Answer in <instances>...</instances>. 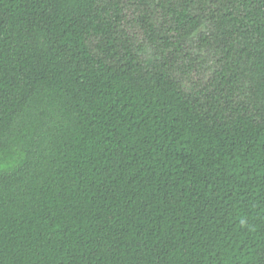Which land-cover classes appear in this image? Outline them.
<instances>
[{
	"label": "trees",
	"instance_id": "1",
	"mask_svg": "<svg viewBox=\"0 0 264 264\" xmlns=\"http://www.w3.org/2000/svg\"><path fill=\"white\" fill-rule=\"evenodd\" d=\"M0 264H264V0H0Z\"/></svg>",
	"mask_w": 264,
	"mask_h": 264
}]
</instances>
